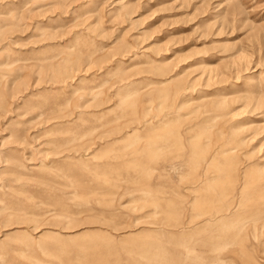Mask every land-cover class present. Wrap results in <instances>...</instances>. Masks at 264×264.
I'll return each instance as SVG.
<instances>
[{"label":"rangeland","instance_id":"1","mask_svg":"<svg viewBox=\"0 0 264 264\" xmlns=\"http://www.w3.org/2000/svg\"><path fill=\"white\" fill-rule=\"evenodd\" d=\"M0 264H264V0H0Z\"/></svg>","mask_w":264,"mask_h":264},{"label":"bare ground","instance_id":"2","mask_svg":"<svg viewBox=\"0 0 264 264\" xmlns=\"http://www.w3.org/2000/svg\"><path fill=\"white\" fill-rule=\"evenodd\" d=\"M223 246H225V245H220L218 248H220V249H224V247ZM226 248V247H225ZM218 254V253H217ZM232 258L230 257V256H227V257H221L220 259H218V260H221L222 262L223 261H228V260H231ZM217 260V261H218Z\"/></svg>","mask_w":264,"mask_h":264}]
</instances>
